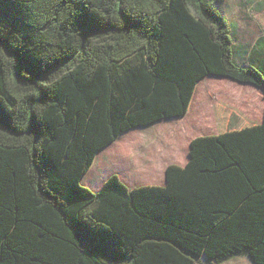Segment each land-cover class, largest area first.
<instances>
[{
  "label": "trees",
  "instance_id": "16d2710c",
  "mask_svg": "<svg viewBox=\"0 0 264 264\" xmlns=\"http://www.w3.org/2000/svg\"><path fill=\"white\" fill-rule=\"evenodd\" d=\"M222 1L0 0V264H264V111L226 112L163 185L80 184L120 135L184 116L206 76L264 100L263 38L234 50Z\"/></svg>",
  "mask_w": 264,
  "mask_h": 264
},
{
  "label": "rangeland",
  "instance_id": "374dc122",
  "mask_svg": "<svg viewBox=\"0 0 264 264\" xmlns=\"http://www.w3.org/2000/svg\"><path fill=\"white\" fill-rule=\"evenodd\" d=\"M216 6L218 14L233 26L231 36L234 50L248 51L261 38L264 42V0H223ZM242 57H236V61L245 64ZM229 111L246 124L260 123L264 111L260 88L226 78L206 76L194 89L186 117L162 121L148 128H136L119 137L96 154L91 169L80 184L94 192L92 187L98 182L94 183L96 180L92 181L91 178L95 179V174L103 178L115 175L128 188L126 182L129 179L140 181L141 178H150L145 170L150 171L153 164L161 165L163 161L182 163L187 140L192 136L218 133L222 128L220 121ZM237 123L235 127L243 125ZM159 172V168H154L151 173L157 176L154 178L156 182ZM199 264H206L204 258L199 260ZM219 264L251 263L247 257L235 256Z\"/></svg>",
  "mask_w": 264,
  "mask_h": 264
},
{
  "label": "crops",
  "instance_id": "0c3cea01",
  "mask_svg": "<svg viewBox=\"0 0 264 264\" xmlns=\"http://www.w3.org/2000/svg\"><path fill=\"white\" fill-rule=\"evenodd\" d=\"M204 79V78H203ZM202 79V80H203ZM201 80V81H202ZM194 94V93H193ZM193 97V96H192ZM191 100H192V98H191ZM190 103H191V101H190ZM189 111H190V104H189V107H188V110H187V112H186V114L184 115V116H182V117H179V118H174V119H183L184 117H186L187 115H188V113H189ZM166 120H170V119H163L162 121H166ZM162 121H159V122H156V123H154V124H152V125H150V126H153V125H155V124H157V123H160V122H162ZM150 126H147L146 128H148V127H150ZM142 128H144V127H142ZM142 128H139V129H142ZM134 130H136V129H133V130H130V131H128V132H126V133H124V134H122V135H120L119 137H122V136H124V135H126V134H128V133H130L131 131H134ZM118 137V138H119ZM117 138V139H118ZM192 138H194L193 136H192ZM191 137L187 140L188 142H187V146H186V149H185V155H184V159H182L183 161H182V163H177V162H174V161H163V162H161V165H154L153 164V166L151 167L152 169L150 170V171H148V172H146L147 170H145V174H147V175H149L150 176V178H141V180L140 181H133V180H128L126 183L129 185V187L128 188H137V187H143V186H160V185H163V183H164V170H165V168L168 166V165H170V164H176V165H180V166H182V165H184L185 164V162L187 161V153H188V145H189V142H190V140L192 139ZM116 141V140H115ZM114 141V142H115ZM149 161V160H148ZM151 163H153V162H151ZM150 163V164H151ZM92 165V164H91ZM146 168V167H145ZM154 168H159L160 169V172H159V174H158V181L156 182L155 181V179L154 178H156L157 176H153V175H151V173H152V171H153V169ZM91 169V166L89 167V169L86 171V173H85V176H86V174H87V172L89 171ZM90 176V175H89ZM107 177H102V176H99L98 178H97V180H98V183H97V181H94V183H97V184H95V186L94 187H92V188H94L95 190H94V192L95 191H97L99 188H100V186H101V184H102V182L106 179ZM91 180L93 181L94 179H92L91 178ZM86 184H88V183H86Z\"/></svg>",
  "mask_w": 264,
  "mask_h": 264
},
{
  "label": "bare ground",
  "instance_id": "6f19581e",
  "mask_svg": "<svg viewBox=\"0 0 264 264\" xmlns=\"http://www.w3.org/2000/svg\"><path fill=\"white\" fill-rule=\"evenodd\" d=\"M84 178H85V175H84V177L82 178L81 182L84 180ZM97 178H98V175L95 174V179H94V180H96V181L98 182Z\"/></svg>",
  "mask_w": 264,
  "mask_h": 264
}]
</instances>
